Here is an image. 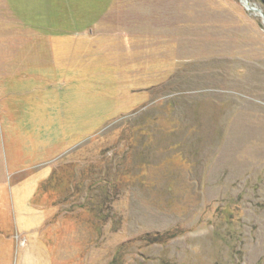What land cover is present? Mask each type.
Masks as SVG:
<instances>
[{
  "label": "rangeland",
  "instance_id": "374dc122",
  "mask_svg": "<svg viewBox=\"0 0 264 264\" xmlns=\"http://www.w3.org/2000/svg\"><path fill=\"white\" fill-rule=\"evenodd\" d=\"M247 2L0 0V264H264Z\"/></svg>",
  "mask_w": 264,
  "mask_h": 264
},
{
  "label": "crops",
  "instance_id": "0c3cea01",
  "mask_svg": "<svg viewBox=\"0 0 264 264\" xmlns=\"http://www.w3.org/2000/svg\"><path fill=\"white\" fill-rule=\"evenodd\" d=\"M0 96H1V94H0ZM45 176H46L45 174H42V175L40 176V179H43ZM39 210H42V209L39 208ZM45 222H46V218L43 216L42 219H41V221H40V224H43V225H44Z\"/></svg>",
  "mask_w": 264,
  "mask_h": 264
},
{
  "label": "water",
  "instance_id": "95a60500",
  "mask_svg": "<svg viewBox=\"0 0 264 264\" xmlns=\"http://www.w3.org/2000/svg\"><path fill=\"white\" fill-rule=\"evenodd\" d=\"M241 1L243 2V4L245 5V7L247 9H253V8L249 7V4H248L247 0H241Z\"/></svg>",
  "mask_w": 264,
  "mask_h": 264
}]
</instances>
